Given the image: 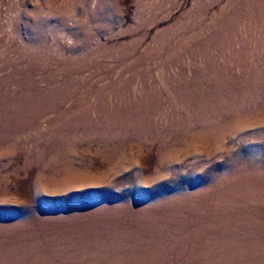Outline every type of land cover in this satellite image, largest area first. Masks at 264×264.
Wrapping results in <instances>:
<instances>
[{
	"label": "rangeland",
	"instance_id": "obj_1",
	"mask_svg": "<svg viewBox=\"0 0 264 264\" xmlns=\"http://www.w3.org/2000/svg\"><path fill=\"white\" fill-rule=\"evenodd\" d=\"M0 264H264V0H0Z\"/></svg>",
	"mask_w": 264,
	"mask_h": 264
}]
</instances>
